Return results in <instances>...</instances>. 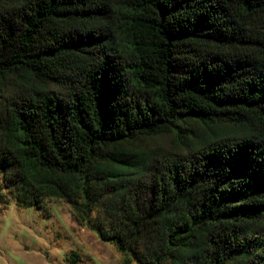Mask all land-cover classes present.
Here are the masks:
<instances>
[{
  "label": "trees",
  "instance_id": "trees-1",
  "mask_svg": "<svg viewBox=\"0 0 264 264\" xmlns=\"http://www.w3.org/2000/svg\"><path fill=\"white\" fill-rule=\"evenodd\" d=\"M10 199L124 264H264V0H0Z\"/></svg>",
  "mask_w": 264,
  "mask_h": 264
},
{
  "label": "rangeland",
  "instance_id": "rangeland-1",
  "mask_svg": "<svg viewBox=\"0 0 264 264\" xmlns=\"http://www.w3.org/2000/svg\"><path fill=\"white\" fill-rule=\"evenodd\" d=\"M173 150L168 137L148 141ZM96 217V219H95ZM102 217L101 211L92 218ZM0 264H124L114 243L79 222L64 200L46 199L43 208L0 203ZM135 264V263H134Z\"/></svg>",
  "mask_w": 264,
  "mask_h": 264
}]
</instances>
